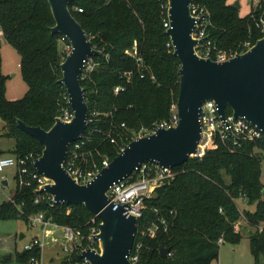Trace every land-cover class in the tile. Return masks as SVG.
<instances>
[{"label":"trees","instance_id":"trees-1","mask_svg":"<svg viewBox=\"0 0 264 264\" xmlns=\"http://www.w3.org/2000/svg\"><path fill=\"white\" fill-rule=\"evenodd\" d=\"M195 2L209 10L208 32L218 48L240 53L245 42L253 45L264 35L255 25L264 19V1L254 13L251 6L245 16L229 0ZM167 8L168 0H74L70 4L72 14L100 51L89 59L92 68L81 74L89 106L88 125L76 158L82 168L94 163L101 168L103 158L111 161L142 125L151 128L170 119L179 90L180 61L165 33ZM53 25L47 0H0V29L20 55V73L28 86L23 97L9 99L0 74V119L4 135L15 139L11 151L15 155L39 157L43 149L17 126L18 118L48 129L62 114L61 107L67 106L65 87L58 80L60 63L69 51L65 47L70 45L61 34L51 32ZM117 86L120 89L115 91ZM231 112L227 107V113ZM263 152L264 137L242 140L234 151L220 144L202 157L189 156L173 167V177L156 186L144 201L134 241H142V247L134 264H211L219 257V239L241 238V232L234 230L240 215L255 227L248 238L258 264L264 257V226L259 227L264 222ZM14 177L16 186L1 207L2 216L29 221L30 214L41 212L45 219L78 227L84 233L98 226L100 219L83 204L54 203L46 192H36L38 182L31 176H23L24 184L17 170ZM241 198L254 209H240L236 200ZM151 226L157 228L154 236L140 234ZM163 246L170 248L171 255L161 256ZM41 256L40 245L15 251L17 264H40Z\"/></svg>","mask_w":264,"mask_h":264},{"label":"water","instance_id":"water-1","mask_svg":"<svg viewBox=\"0 0 264 264\" xmlns=\"http://www.w3.org/2000/svg\"><path fill=\"white\" fill-rule=\"evenodd\" d=\"M47 1L54 18L51 32L64 36L70 45L60 63L62 76L58 81L65 87L72 117L64 120L57 116L48 129L17 119V126L43 145L34 167L49 182L36 192L50 194L54 203L83 204L100 219L95 235L98 249L87 247L79 254L80 258H86L90 264H131L128 256L139 220L123 214L124 204L109 200V187L146 161L171 167L184 163L197 151L201 136L200 106L206 100L215 101L222 118L229 107L234 117H244L264 134V35L244 52L224 61L201 56L195 49L200 40L193 36L196 19L190 6L194 0H168L169 26L165 33L170 37L173 54L180 61L178 122L135 136L90 181L80 183L64 162L69 146L82 137L88 125L89 106L81 74L86 61L100 51L72 14L70 4L74 0ZM233 5L238 8L239 1L235 0ZM169 250V247H161V256L166 257Z\"/></svg>","mask_w":264,"mask_h":264},{"label":"built area","instance_id":"built-area-1","mask_svg":"<svg viewBox=\"0 0 264 264\" xmlns=\"http://www.w3.org/2000/svg\"><path fill=\"white\" fill-rule=\"evenodd\" d=\"M253 6V13L256 9L260 8L264 0H250ZM78 10H82L78 8ZM191 14L196 19V28L193 31V36L200 41L196 44V52L204 57H210L217 61H224L234 56L237 51L224 50L218 48L216 41L209 35V27L211 26L210 12L209 10L195 2H192L190 6ZM252 13V16L254 15ZM166 28L169 26V20L164 22ZM256 27L264 33V19L261 17L255 23ZM0 35H3L0 29ZM63 38H65L63 36ZM252 44L248 41L245 42L241 52H244L250 48ZM129 54H135V52L126 51ZM240 52V53H241ZM90 59V58H89ZM85 63L84 69L88 71L92 68L90 60ZM120 89L119 86L115 87V91ZM67 99V106H62V114L59 116L64 120H69L72 117V110L68 105V95H64ZM200 121H201V136L198 142L197 151L190 156L202 157L209 149L217 148L220 144L224 145L229 151H234L236 147L241 144L242 140H256L264 137L262 131L253 125L249 120L244 117H234L232 112L227 113L222 118L219 113V109L214 100H206L200 106ZM178 122V114L176 110V104L172 106V114L169 120H164L159 123L153 124L151 128L144 129L136 133L135 136H143L150 134L158 127H170L176 125ZM84 134L82 135V137ZM134 136V137H135ZM81 137V138H82ZM74 141L69 146L70 153L67 154V170L69 173L78 179L80 183H87L90 181L102 167L109 164L110 159L108 157L103 158L101 162V168L96 163L88 169H84L78 164L76 158L79 156L78 148L81 147L82 142L79 140ZM111 142L115 143V139L111 138ZM199 146H202L201 148ZM125 148L124 145L120 146V152ZM69 151V150H68ZM81 156L84 158V152H81ZM35 157L32 153L25 155H0V170L6 167L17 168V172L20 176V183L24 184V175L31 176L32 179L38 182V188L44 183L49 182L42 174L38 173L34 167ZM81 159V158H80ZM66 161V160H65ZM32 168L29 169V168ZM174 175L173 167L164 166L155 161L143 162L139 168L133 170V172L116 182H113L107 191V195L111 202L124 204L125 216H136L139 218L142 216V210L144 207V201L153 195V191L156 186L168 181ZM29 183V182H27ZM48 194V193H47ZM49 198L52 202V196ZM11 198V197H10ZM9 198V199H10ZM29 221L34 224H40L43 229L47 225L51 224L56 228H60L65 238V244H63L64 257L62 264H90L86 258H80L79 254L87 247L98 249V240L95 235L98 233V226L92 225L87 233H84L80 228L70 225H60L52 222L50 219H45L43 213L38 212L29 217ZM95 219H92L94 222ZM240 221L234 223V230L239 231ZM155 226H151L146 230H141V235L154 236L156 231ZM219 243H222V238L219 239ZM33 245L41 246V239L36 236L30 243L24 245V249H29ZM142 247V241H137L133 244L131 252L128 256L131 264H134L139 259V251ZM77 254L78 258H74L73 255ZM167 255H171L169 251Z\"/></svg>","mask_w":264,"mask_h":264},{"label":"rangeland","instance_id":"rangeland-1","mask_svg":"<svg viewBox=\"0 0 264 264\" xmlns=\"http://www.w3.org/2000/svg\"><path fill=\"white\" fill-rule=\"evenodd\" d=\"M229 1L233 3L235 0ZM238 1L240 5L238 7L239 15L245 16L249 13L252 2L250 0ZM65 49L70 48L66 46ZM19 60L20 55L17 50L9 44L3 35H0V74L5 78V95L9 99L23 97L28 89L20 73ZM144 129H148V126L142 125L140 129L134 131L139 132ZM134 131L133 133H135ZM4 132V123L0 119V155L12 154L15 139L5 136ZM16 170L17 168L14 167H6L0 170V210L15 189L16 180L14 176ZM4 180L7 181V184L3 183ZM261 180L264 185V152L261 158ZM236 202L240 209H254L253 204L246 203L242 198L237 199ZM32 215L30 214V216ZM237 220H242L239 223L241 238L238 241L224 240L220 243L219 257L211 264H256L248 238L255 227L250 226L243 215H240ZM260 226H264V222ZM20 235L23 237L20 238ZM36 236L41 239L42 256L40 264H62L63 244L66 241L60 228L49 224L43 229L40 224H34L33 221L31 223L14 215L4 217L0 213V264H17L15 251L23 250L24 245L30 243ZM258 264H264L263 256L260 257Z\"/></svg>","mask_w":264,"mask_h":264},{"label":"crops","instance_id":"crops-1","mask_svg":"<svg viewBox=\"0 0 264 264\" xmlns=\"http://www.w3.org/2000/svg\"><path fill=\"white\" fill-rule=\"evenodd\" d=\"M20 61V60H19ZM239 221H242V220H239ZM249 224V223H248ZM250 225V224H249ZM251 226V225H250Z\"/></svg>","mask_w":264,"mask_h":264},{"label":"bare ground","instance_id":"bare-ground-1","mask_svg":"<svg viewBox=\"0 0 264 264\" xmlns=\"http://www.w3.org/2000/svg\"><path fill=\"white\" fill-rule=\"evenodd\" d=\"M200 148L202 147V146H199Z\"/></svg>","mask_w":264,"mask_h":264}]
</instances>
